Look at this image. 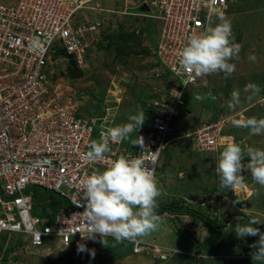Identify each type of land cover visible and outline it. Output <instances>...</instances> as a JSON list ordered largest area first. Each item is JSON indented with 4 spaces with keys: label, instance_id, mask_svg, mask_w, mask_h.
Instances as JSON below:
<instances>
[{
    "label": "built area",
    "instance_id": "1",
    "mask_svg": "<svg viewBox=\"0 0 264 264\" xmlns=\"http://www.w3.org/2000/svg\"><path fill=\"white\" fill-rule=\"evenodd\" d=\"M101 1L0 2V239H19L22 246L42 252L69 250L73 241L88 245L90 238L84 237L88 235V222L80 214L84 207L78 206L84 203L82 180L103 171L109 161L121 155L144 159L156 177L161 155L184 111L187 87L208 82L206 75L195 78L187 87L182 84L187 76L179 66L180 52L190 34L214 27L215 19L220 23L219 16L226 17L232 2L144 0L140 4L150 9L144 16L162 21L158 63L178 78L180 85L159 94L153 102L152 121L139 132L144 137L143 149L134 146L130 150L122 141L110 142L105 160L89 161L84 158L89 145L99 141L100 133L111 127V122L83 117L84 93L73 82L54 79L47 67L62 53L73 57L77 67H84L92 49L87 33L100 27L99 21L89 23L86 11L92 4L90 10L107 12ZM77 13L84 23H78ZM220 123L203 124L192 133L198 152L218 151ZM35 188L64 198L68 207L53 215L49 209L45 216L34 214ZM126 241L133 244L136 253L151 252L156 258H167L155 244L137 238Z\"/></svg>",
    "mask_w": 264,
    "mask_h": 264
},
{
    "label": "rangeland",
    "instance_id": "2",
    "mask_svg": "<svg viewBox=\"0 0 264 264\" xmlns=\"http://www.w3.org/2000/svg\"><path fill=\"white\" fill-rule=\"evenodd\" d=\"M9 1L11 0H0L3 3H8ZM150 1L146 0V2ZM143 2L144 0H102L103 7L108 9L107 12L109 13L92 11L90 10L92 4L88 6L89 10L86 13L88 15L101 16L103 24L98 27L97 31L100 40H95L92 43V49H90L91 52L89 57L86 58L84 67H78V70L83 72L82 76L69 77L70 56L66 55V53L56 56V60L49 63L47 72L54 79L62 77L73 82L84 93V97L88 98L87 105L82 112L83 117L91 119L96 117L101 111L104 113L108 111L112 114L115 113L113 109H116V123L111 124V127L128 123V117L141 110L145 112V115L148 114L151 117L150 112L153 113L152 105L155 99L159 97V94H165L172 87L169 79L179 87V79L170 72H167V75H159L157 73L156 68H159V64H157L156 50L162 21L156 18L145 17L143 14L137 15V13H141L139 7ZM228 7L226 18L231 21L233 37L235 39L233 42L241 45L239 59L230 61L236 64L235 72L228 78H225L222 72L211 74V76H208L207 85H190L184 94L186 104L193 111L187 115L190 116L187 122L190 123L193 118H196L193 121L194 125L192 127H194V130L191 129V134L197 127L199 128L203 124L221 121V146L218 152L214 155H204V157L198 155L195 157V159H202L206 163H212L210 176L215 175L216 172L215 158L219 156L223 147L229 141L239 144L245 150L248 147L264 149V133L254 135L248 128L237 127L233 123L235 120H246L250 117L264 118V0H232L228 4ZM112 12L114 13L111 14ZM76 17H79L77 20L79 24L84 23L80 13H77ZM214 22L217 24L218 20L215 19ZM111 34H122L126 39V44L121 43V39L118 37L112 38ZM133 34H135V37L130 38ZM111 42H115L116 46ZM119 43L121 44L118 49L117 45ZM252 54L257 57L255 62L249 60V56ZM160 67L166 71L161 65ZM120 78L123 79V84H119ZM248 84L256 85L259 91L255 95L245 92V86ZM116 86L122 90L120 91L121 93L116 96H109L111 95L109 91L114 90ZM233 90H239L241 100L240 105L235 110L228 107ZM132 91L137 92L135 97L131 96ZM206 92H211L215 96V99L210 97H206L203 101L192 99V96L194 97L195 94L206 96ZM250 95H252V98L248 99ZM116 99L119 100L116 101ZM107 100H110L111 104ZM141 100L142 102L145 101L144 107H141ZM214 116L215 118L218 116V119L216 118V120ZM199 119L204 120L200 121ZM180 120L181 118L178 123ZM149 121L146 119L145 123ZM188 133L187 136L189 135ZM168 146L169 144L167 148ZM163 153L160 163L162 162V156H164ZM249 161L250 157L245 156L242 163L246 164ZM216 178L218 189H221L222 196L224 195L227 199L225 202L221 201L222 205H228L229 201L231 202L233 198L238 201L244 200L246 205L250 204V207H253L257 212V215L254 216H258L264 222V187H261L252 179L250 171L245 170L242 173V184L235 190L239 194V197H236L233 190H225L221 187L218 174ZM248 195L250 196L248 197ZM222 196L221 198L224 200L225 198ZM32 199L34 209L41 213L45 209H49L51 210V215H53L61 209L68 207L64 198L43 189L35 188L32 193ZM233 203L236 204H231L230 210L236 209L239 206V203ZM250 207L247 206L246 209ZM159 211L160 213L158 212V214L162 217V223L158 230L146 235L147 238L145 240L153 242L150 240L157 238V241L167 246L185 248L184 241L189 237V232H191L190 237L197 239L199 248L208 249L210 253L221 254V236H214L217 240L216 243L210 240V238L208 239L209 230L207 228H210L211 224L212 230L220 227L217 224V220H215V224H206V229L195 228L190 220H183V224L179 221H174V225L171 226V219L163 220V210L159 209ZM214 219H216L214 216L211 217V220ZM248 221L249 219L245 220L244 223ZM256 227L260 228L261 232H264V224L256 225ZM195 230L196 233L193 235V231ZM203 230L208 231L203 233ZM229 235L228 233L224 235L227 237V240L229 239ZM146 236L138 238L143 239ZM225 237L224 240L226 239ZM247 238V241L244 239L242 242V250L252 253L254 249L251 245L259 239V236H255L253 240L250 236H247ZM11 240L12 237L6 241L9 242ZM14 245L6 247L3 245V250H1L4 253H0V264H140V257L133 255L131 258H124L123 256L126 253L122 250L126 249L121 247V245L119 248L105 252V245L101 240H90L88 245L85 244L86 249L84 251H78L76 245L72 246L69 250L55 249L52 252H48L47 250L43 252L41 250H28L23 246ZM126 247L128 251L131 250V245L126 244ZM93 251L94 255L92 254ZM244 252H241L237 257L245 258L246 253ZM6 253L7 255H4ZM179 259L180 256L175 257L169 263L159 264H225V260L219 262L207 260L205 263H198L197 258L196 261L189 259L179 261ZM226 264H253V262L239 261L235 263L226 262Z\"/></svg>",
    "mask_w": 264,
    "mask_h": 264
},
{
    "label": "clouds",
    "instance_id": "3",
    "mask_svg": "<svg viewBox=\"0 0 264 264\" xmlns=\"http://www.w3.org/2000/svg\"><path fill=\"white\" fill-rule=\"evenodd\" d=\"M144 13L146 12H142ZM219 20L220 23L214 27L208 26L199 34L193 32L187 37L179 58V66L187 76L182 82L185 87L197 77L222 72L225 78H228L235 72L236 64L230 61L239 59L241 45L233 42L231 21L222 14ZM256 59L254 54L249 56L252 62ZM244 91L255 95L259 89L254 84H248ZM252 95L248 99H251ZM206 97L215 99L211 92L206 96L195 94L192 99L203 101ZM240 103L239 90H233L228 102L229 109L235 110ZM128 120V123L102 131L99 141H93L89 145V151L84 154V158L89 161L105 160V154L110 151V142L119 143L129 139L134 131L139 133L146 120L145 112L141 110L130 115ZM233 123L237 127L248 128L254 135L264 133V118L250 117L246 120H235ZM131 143L143 149L144 137L138 135L136 139H131ZM245 156L250 157V161L246 164L242 163ZM215 161V170L219 175L221 187L225 190L235 192L242 184V173L245 170L250 171L252 179L264 187V149L248 147L245 150L239 144L229 141ZM81 183L84 203L78 206L84 207V211L80 214L87 219L88 235L84 237L90 238L89 241L101 240L107 247L106 239L110 238L118 243L135 238L140 240L138 237L158 230L162 223V217L157 211L159 207L157 198L161 196L162 189L158 186L154 171L147 168L144 159L140 157L128 158L121 155L109 161L103 171L93 172ZM166 214L171 219L175 217L174 212L166 211ZM247 215L250 217L249 221L243 224L237 222L233 231L241 239L246 236H259V239L251 245L254 249L251 256L253 264H264V232L256 227L264 222L252 213ZM97 235L99 239L96 238ZM108 236L111 237L106 238ZM130 244L134 254L149 255L161 262L169 260L170 251L160 245L155 244L166 254L165 260L154 257L151 252L136 253L133 244ZM74 245L78 247V251L85 250V246L78 245L77 241H73L69 249ZM92 254L94 255V251ZM201 258L208 257L202 254Z\"/></svg>",
    "mask_w": 264,
    "mask_h": 264
},
{
    "label": "crops",
    "instance_id": "4",
    "mask_svg": "<svg viewBox=\"0 0 264 264\" xmlns=\"http://www.w3.org/2000/svg\"><path fill=\"white\" fill-rule=\"evenodd\" d=\"M11 1H9V2H11ZM141 7L142 6L140 5L139 11L141 13H137V15L142 14V11L140 10ZM96 12H100V11H96ZM107 13H109V12H107ZM113 13L114 12H112L111 14H113ZM117 13H120V12H117ZM91 17H93L92 20H91ZM94 20L99 21L100 25L103 24L102 20H101V16L90 14L89 15V21H90L89 23L91 25H93L95 23ZM97 31H98V27L95 30H91L87 33V38L89 40H91L92 43L95 40H100V38L98 37ZM89 53H90V51H89ZM86 57H89V54H87ZM156 57H157V55H156ZM71 58L73 59V57H70V59ZM157 60H158V58H157ZM157 64H159V63H157ZM156 70L158 71L157 73L159 75H167V72H168V71L162 70V68L160 67V64H159V68H156ZM209 76H211V75H209ZM123 83H124L123 79L120 78L119 84H123ZM169 83L172 85V87L176 86V84L171 82L170 79H169ZM171 85H170V87H171ZM121 87H122V85H121ZM114 88H115L114 90L109 91V93L111 94L109 96H116V95L121 93L120 91H122V90L120 88H118V86H116ZM136 93L137 92L132 91L131 96L135 97ZM111 98H113V97H111ZM118 100L119 99H116V101H118ZM87 101H88V98L84 97L82 112L84 110V107L87 105ZM107 102L109 104H111L110 100H107ZM144 106H145V101L142 102V100H141V107H144ZM123 107L127 108L126 106H123ZM113 111L115 113L111 114L110 112L107 111L103 114V116L99 117V114H98L96 117H93L90 120L106 118L107 120H109L111 122V124H114V123H116L117 111H116V109H113ZM101 112H103V111H101ZM190 112H193V111H191L190 107L185 103L184 111L181 114V116L179 117V119L181 118V120L178 123L179 119H177V122L175 125V132L170 137L172 139V141L169 143L168 148H166L165 152L163 153L164 156H162V162L160 163V165L158 167V171L156 174V180L158 182V186H160L162 189L161 196L157 198L158 205H159L158 208H161V209L163 207L167 208L165 206L172 205L171 207H168V208H170L172 210L170 212H174L175 217H173L172 219L169 218V216L166 214V211L169 212L168 209L162 212L163 216H164L163 220L164 219H167V220L171 219L170 220L171 226L174 225V221H179L181 224H183V220H186V221L190 220L191 223H193L192 225L195 228L206 229L207 225L201 224L203 221L199 220L198 218L193 220L192 216L190 214H188L187 212H185L186 210L203 212V213H205V215L210 220H211V217L214 216L216 219L211 220V223L215 224V220H217V224H219L220 226H221V223H225L226 220L228 219V223L224 227V229L221 230V227H219L221 233H216L211 228H207L209 230V231L207 230L208 231V239L210 238V240H212L216 243L217 240L215 239V237L221 236V254L210 253V252H208V249L204 250L203 248H199V244L197 242V239H192L190 237L191 232H189V237L187 239H185V241H184L185 248L167 246L166 244L157 241V238H152V240H150V241H153V242H149V241L145 240L147 238V236L143 239H140V238L139 239L142 241L148 242V243H156L157 245H160L161 247L165 248L167 251H170L169 260L166 261L167 263H169L170 261H173V259L175 257H178V256H180L179 261L185 260V259H189L191 261H196V258H197L198 263H202V262L205 263V261H207V260L213 261V262H219V261L225 260V264H226V262L235 263V262H239V261H247V263H251V262H253L251 253L244 252L242 250V246H241L244 239L247 241V239H248L247 236L245 238L241 239V238L237 237L235 232L233 231L237 222L243 224L244 221L247 219L243 215H234L233 213L234 212H236V213L241 212V213H246V214L252 213L253 215H257V212L255 211V209H253V207H250V204L246 205L244 203V200H239V202H238L239 206H237L238 208L232 209V210H230L231 209L230 207H232L230 205L236 204L233 202L237 201L234 198L231 202L228 200L229 201L228 205L223 204L224 205L223 206L221 204V201L225 202L227 199L224 195H223L224 197L222 196L221 189L220 190L218 189V182H217V178H216L217 172H215V175H213L215 178L212 175L210 176L211 170H212V163L211 162L206 163L202 159H195V157L198 155H200V157H204V155H214L218 151L211 152V153H201V152H198L196 150L195 144H194V138L192 137V134H191V132H192L191 129L194 130L193 129L194 127H192L194 125L193 121H195L196 118H193L192 122H190V123L187 122V121H189L188 119H190V116H187L188 114H190ZM150 114H151V117H150V115L146 114L147 121L148 120H150V121L148 123H144L145 125L143 124L142 128L148 127V125L152 121L153 114L151 112H150ZM214 118H215V116H214ZM199 120L201 121L204 119H199ZM135 133H136V131H134L132 134H130L129 139L122 140L123 145L130 148V150H131V148L134 147L131 143V139H136L137 136L139 135L138 132L136 134ZM187 133L189 134L188 136H187ZM95 141H98V139H96ZM251 191H252V189H251ZM234 194L236 195V197H239L238 196L239 194H237L236 192ZM221 196L225 199L223 200L221 198ZM249 196L250 195H248V197ZM224 202H222V203H224ZM248 203H249V201H248ZM247 206L250 208L246 209ZM158 212L160 213L159 209H158ZM231 214H233V215H231ZM229 215H231V216H229ZM238 217H239V220H238ZM167 230H169V229L167 228ZM207 231L203 230V233L207 232ZM195 233H196V230L193 231V235H195ZM226 233L230 234L228 237L229 238L228 240H227V237L224 236ZM224 237L226 238L225 240H224ZM250 238L253 240V238H255V236H250ZM12 240L14 241L13 244H15L16 246H22L21 243H19V239L13 238ZM95 241H99V240H95ZM225 241L227 243L226 246H225V244H226ZM239 241H241V242H239ZM6 244H8V243L6 242ZM6 244H4V247L10 246V245H6ZM25 248L28 250H31L30 248H27L26 246H25ZM126 250H128V249H126ZM238 251L246 253V257L245 258L244 257H237V255H239L241 253ZM202 254L204 256H207L208 258L202 259L201 258ZM133 255L136 257H140V260H139L140 264L165 263V262H161L160 260H157L155 258H151L149 255H140V254L138 255V254H134L133 252H132V254H128V255L126 254L123 257L124 258H129V257L131 258V257H133ZM217 257H219V258H217ZM142 260H143V262H142ZM179 261H177V262H179ZM132 264H134V263H132ZM209 264H213V263H209Z\"/></svg>",
    "mask_w": 264,
    "mask_h": 264
},
{
    "label": "trees",
    "instance_id": "5",
    "mask_svg": "<svg viewBox=\"0 0 264 264\" xmlns=\"http://www.w3.org/2000/svg\"><path fill=\"white\" fill-rule=\"evenodd\" d=\"M145 14V13H144ZM111 36H112V38H115V37H118L119 39H121V43H125L126 44V39L122 36V34H120V35H116V34H111ZM135 37V34H133L130 38H134ZM233 41H235V39L233 38ZM111 43H113V42H111ZM121 43H119L118 45H117V48L119 49L120 47V44ZM114 45H115V42L113 43ZM116 46V45H115ZM109 49H110V47H109ZM91 52V51H90ZM88 54H90V53H88ZM68 75H69V77L70 78H75V77H80V76H82L83 75V72L81 71V70H78V67H77V65H76V63H75V61L71 58L70 59V66H69V69H68ZM203 88H205V87H203ZM208 92H206V94H207ZM66 202V201H65ZM64 201H63V203L64 204H66ZM67 206H68V204H67ZM172 205H168V206H165V207H167V208H158V209H161V210H167L168 209V211L170 212V211H172L170 208H168V207H171ZM158 209H157V211H158ZM55 212V211H54ZM185 212H187L188 214H190L191 216H192V218H193V220L194 219H196V218H198L199 220H201V221H203L201 224L202 225H204V224H210L211 223V220L205 215V213H203V212H199V211H193V210H186ZM38 213L39 212H37L35 209H34V214H37L38 215ZM47 214V212H46V209H45V211H43L41 214H40V216H45ZM234 215H243L246 219H250V217L246 214V213H241V212H238V213H236V212H234L233 213ZM233 214H231V215H233ZM231 215H229V216H231ZM50 218H51V216H50ZM227 223H228V219L226 220V222L225 223H221V230L222 229H224V227L227 225ZM211 226H212V224H211ZM210 226V228L212 229V227ZM213 231L214 232H216V233H221V231H220V229H219V227L216 229V231L213 229ZM8 238H10V237H5V238H1L0 239V253L2 252V248H3V245L4 244H6V240L8 239ZM107 240V247L106 246H104V250H105V252H107V251H110V250H114V249H116V248H119V246L121 245V247H123V248H125V249H128L127 247H126V244L127 245H131L128 241H122V242H116L113 238H110V239H106ZM8 244H6V245H10V246H12V242L11 241H9V242H7ZM2 249V250H1ZM120 250H122L121 248H120ZM124 253H126L127 255L128 254H132V245H131V250L130 251H128V250H122ZM2 253H4V252H2ZM4 255H7V253L6 254H4ZM3 260H5V259H3ZM2 264V263H1Z\"/></svg>",
    "mask_w": 264,
    "mask_h": 264
},
{
    "label": "water",
    "instance_id": "6",
    "mask_svg": "<svg viewBox=\"0 0 264 264\" xmlns=\"http://www.w3.org/2000/svg\"><path fill=\"white\" fill-rule=\"evenodd\" d=\"M140 10H141L142 12H149V11H150V9H149V7L147 6V4H143L142 7L140 8ZM100 116H103V112H100V113H99V117H100Z\"/></svg>",
    "mask_w": 264,
    "mask_h": 264
}]
</instances>
